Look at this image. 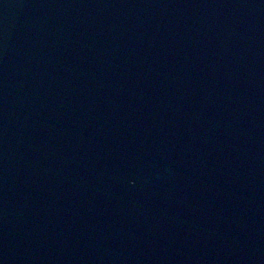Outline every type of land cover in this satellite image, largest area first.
Returning <instances> with one entry per match:
<instances>
[{
  "label": "water",
  "instance_id": "95a60500",
  "mask_svg": "<svg viewBox=\"0 0 264 264\" xmlns=\"http://www.w3.org/2000/svg\"><path fill=\"white\" fill-rule=\"evenodd\" d=\"M0 264H264V0H0Z\"/></svg>",
  "mask_w": 264,
  "mask_h": 264
}]
</instances>
